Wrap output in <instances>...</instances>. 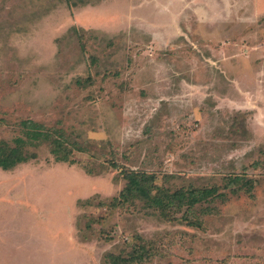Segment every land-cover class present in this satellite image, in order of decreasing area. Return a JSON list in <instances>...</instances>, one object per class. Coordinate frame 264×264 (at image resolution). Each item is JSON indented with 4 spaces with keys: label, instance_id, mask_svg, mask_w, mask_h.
Segmentation results:
<instances>
[{
    "label": "rangeland",
    "instance_id": "rangeland-1",
    "mask_svg": "<svg viewBox=\"0 0 264 264\" xmlns=\"http://www.w3.org/2000/svg\"><path fill=\"white\" fill-rule=\"evenodd\" d=\"M26 124L0 264H264V0H0V140Z\"/></svg>",
    "mask_w": 264,
    "mask_h": 264
},
{
    "label": "trees",
    "instance_id": "trees-1",
    "mask_svg": "<svg viewBox=\"0 0 264 264\" xmlns=\"http://www.w3.org/2000/svg\"><path fill=\"white\" fill-rule=\"evenodd\" d=\"M27 131H26V139H15L14 140V146H10L7 143L0 140V169L2 171H10L11 169L15 168L16 166L26 163L29 160H33L36 158L35 154H27V152L24 151L25 147L27 146H36V144H39L40 141H43L47 139L45 135L38 132L34 124L28 125L26 124ZM32 129V130H28ZM36 130V131H34ZM49 138V137H48ZM36 142V143H34ZM56 142V141H55ZM48 146L51 149V153L54 156V161L56 163H70L73 164L71 160H69V153L65 149V147L62 148L61 144L56 143H49ZM124 178L127 180V186L126 188L120 193L119 198L117 201L119 203H127L128 201H132L133 199H145L148 203H152L155 207H163L164 203L160 201V198H154L150 199L149 194L145 190V184L149 183L150 180H148V177L145 176H138V174L129 173L124 176ZM252 185L248 187L249 190H251ZM200 193L196 194L195 192H190L189 194H185L182 192L176 193L173 195L172 199H176V202H178L181 205V202L184 200H188L190 206H195L201 199L205 198V194ZM196 196V198L194 197ZM167 199V198H166ZM171 200V198H170ZM114 204L111 205V207H116V200L113 201Z\"/></svg>",
    "mask_w": 264,
    "mask_h": 264
}]
</instances>
